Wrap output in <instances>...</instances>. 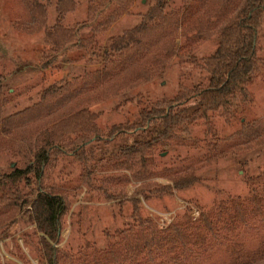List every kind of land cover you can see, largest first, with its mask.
Listing matches in <instances>:
<instances>
[{"label":"rangeland","instance_id":"374dc122","mask_svg":"<svg viewBox=\"0 0 264 264\" xmlns=\"http://www.w3.org/2000/svg\"><path fill=\"white\" fill-rule=\"evenodd\" d=\"M68 1L73 7L61 10L58 0H38L36 18L26 0H0V195L28 181L35 189L30 170L8 175L33 164L44 130L86 110L101 130V158L88 175L73 155L60 157L41 184L68 197L57 264H264V67L248 103L186 120L142 157L117 154L120 137L108 136L113 125L209 83L204 58L241 0H170L166 22L113 56H103L106 47L157 0ZM65 35L70 50L52 41ZM258 51L264 59V26ZM50 88L57 92L46 100ZM190 172L200 178L192 188L143 203L145 222L134 220L132 202L107 200L102 190L133 196L142 183ZM2 206L0 232L15 213ZM23 229L0 238L11 249L0 241V264H42L37 236Z\"/></svg>","mask_w":264,"mask_h":264},{"label":"trees","instance_id":"16d2710c","mask_svg":"<svg viewBox=\"0 0 264 264\" xmlns=\"http://www.w3.org/2000/svg\"><path fill=\"white\" fill-rule=\"evenodd\" d=\"M58 1L61 10L73 7L71 1ZM26 2L35 14L33 17L37 18L38 0H26ZM169 2L170 0H157L143 15L137 26L115 39L110 49L106 47L103 56H113L116 53L122 55L140 47L143 39L148 38V35L155 30L156 23L167 21L165 10ZM263 26L264 0H241L231 16L218 28L216 49L204 58L209 73V83L202 87L195 86L192 91L183 92L163 104L142 110L135 122L113 125L108 130V136L110 139L115 136L120 137V143L116 147L117 154L142 157L146 149L153 147L156 142L171 138L186 120L206 117L212 111L233 112L248 103L252 78L264 67V59L259 56L258 51L259 36ZM50 39L48 38L47 41ZM54 39L56 38L53 37L52 41L55 45L65 47L66 50L74 47V43H69L70 40H67L66 35L57 38L59 40ZM3 80L4 77L0 75V98L4 94ZM50 89L44 94L46 100L57 92L54 88ZM100 131L94 118L86 110H81L60 120L38 136L37 140L42 139L43 142L36 152L33 164L28 165L24 170L13 169L8 175L16 179L30 170L37 181V187L32 189L33 184L28 181L26 190L16 187L15 190L0 195V206H7L15 212L8 228L0 232V238L10 235L13 229L14 232L19 230L26 232L23 227L30 225L38 239V243L33 246L37 258L42 264H57L58 250L55 243L61 241L63 221L69 212V202L67 195L56 193L53 187L47 188L41 184L46 173L56 168L60 157L71 154L86 168L90 167L94 160H99L101 156H99L98 143L103 142ZM254 132L258 133L257 130ZM129 136L134 137V140L129 141ZM99 147L101 150L104 148L103 145ZM87 169L89 175L91 169ZM26 178L28 180V176ZM199 179L195 172H190L175 177L170 183L156 181L142 183L135 189L133 196L125 192H110L108 188L102 190L107 200L117 201L120 204L132 202L134 220L145 222L141 217L145 201L167 195L173 196L176 191L192 188ZM2 186L3 184H0V189ZM206 219L208 225V218ZM3 244L11 251L8 243L3 241Z\"/></svg>","mask_w":264,"mask_h":264}]
</instances>
